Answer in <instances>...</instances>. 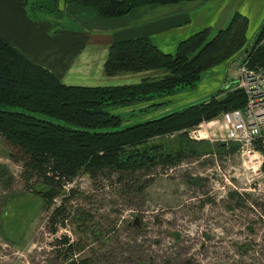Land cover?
<instances>
[{
  "label": "rangeland",
  "instance_id": "1",
  "mask_svg": "<svg viewBox=\"0 0 264 264\" xmlns=\"http://www.w3.org/2000/svg\"><path fill=\"white\" fill-rule=\"evenodd\" d=\"M28 1L31 7L43 0ZM218 1L225 11L223 19L237 11L248 16L253 35L264 22V0H209L208 9ZM185 3L194 7L201 1ZM30 12L56 17L54 11ZM214 35L215 29L208 40ZM241 53L232 58L239 59ZM227 63L206 71L192 92L169 97L170 105L160 113L232 92L225 85L236 66L234 62L229 68ZM179 134L155 138L148 145L164 144L176 152ZM7 154L0 139V264H264V169L259 173L253 171L256 166L247 169L253 164L237 153L233 143L224 142L210 154L187 156L168 168L131 175L109 170L94 176L81 173L65 189L66 217L63 226L60 217L54 219L55 234L50 233L48 218L64 196L50 205L41 193L26 191L21 166ZM63 239L72 253L67 246L60 247Z\"/></svg>",
  "mask_w": 264,
  "mask_h": 264
},
{
  "label": "trees",
  "instance_id": "2",
  "mask_svg": "<svg viewBox=\"0 0 264 264\" xmlns=\"http://www.w3.org/2000/svg\"><path fill=\"white\" fill-rule=\"evenodd\" d=\"M182 1L190 0H64L90 8L104 19L124 17L139 7L172 6ZM248 30V18L234 12L227 27L211 40L210 29H204L181 41L174 56L160 52L146 37L113 42L103 65L104 76L155 70L167 74L144 77L137 84L107 87L67 86L0 37V139L8 150L7 157L21 166L26 191L41 193L50 205L64 196L48 218L50 233H56L52 227L55 218L60 217L63 226L68 200L65 189L81 173L94 176L109 170L131 175L172 167L187 156L210 154L215 147L224 146L191 142L183 134L178 136L180 149L176 152L164 144L148 143L242 107L243 93L224 89L229 93L221 99H215L218 92L207 101L160 113L170 105L169 97L195 90L206 71L227 63L236 52L247 54L249 68L264 70V22L249 46ZM122 110L127 112L120 114ZM138 116L146 118L127 123ZM149 182L138 191L141 193ZM58 243L72 253L67 239Z\"/></svg>",
  "mask_w": 264,
  "mask_h": 264
},
{
  "label": "crops",
  "instance_id": "3",
  "mask_svg": "<svg viewBox=\"0 0 264 264\" xmlns=\"http://www.w3.org/2000/svg\"><path fill=\"white\" fill-rule=\"evenodd\" d=\"M56 1V5L49 0L35 1L29 7V1L0 0V37L67 86L91 82L100 87L121 86L137 84L149 74L161 76L162 72L154 71L104 76L109 47L113 42L146 37L160 52L174 56L181 41L204 29H215L216 34L227 27L233 15L223 19L220 1L208 9L209 0H198L201 3L194 7H187L185 1L172 6H144L124 17L104 19L90 8ZM30 10L41 14L54 11L56 17H37ZM248 20L250 39L253 30L250 32Z\"/></svg>",
  "mask_w": 264,
  "mask_h": 264
},
{
  "label": "built area",
  "instance_id": "4",
  "mask_svg": "<svg viewBox=\"0 0 264 264\" xmlns=\"http://www.w3.org/2000/svg\"><path fill=\"white\" fill-rule=\"evenodd\" d=\"M238 58L227 63L231 68L235 62L236 71L225 89L231 87L243 92L245 103L242 108L222 112L213 120L203 121L184 132L194 141L236 144L237 153L253 164L247 169L256 166L253 171L259 173L264 166V70L250 69L247 54L241 53Z\"/></svg>",
  "mask_w": 264,
  "mask_h": 264
},
{
  "label": "bare ground",
  "instance_id": "5",
  "mask_svg": "<svg viewBox=\"0 0 264 264\" xmlns=\"http://www.w3.org/2000/svg\"><path fill=\"white\" fill-rule=\"evenodd\" d=\"M250 69H251V68H250ZM241 92H242V91H241ZM242 93H243V92H242ZM243 95H244V94H243ZM244 96H245V95H244ZM244 103H245V102H244ZM243 105H244V104H243ZM243 105H242V106H243ZM241 108H242V107H241ZM236 109H238V108H236ZM232 110H233V109H232ZM224 112H225V111H224ZM220 114H221V113H220ZM220 114H219V115H220ZM219 115H218V116H219ZM218 116H216V117H218ZM216 117H215V118H216ZM213 119H214V118H213ZM213 119H211V120H213ZM211 120H208V121H211ZM203 121H206V120H203ZM203 121H201V122H203ZM201 122H200V123H201ZM200 123H199V124H200ZM199 124H198V125H199ZM196 126H197V125H196ZM196 126H194V127H196ZM194 127H193V128H194ZM190 129H192V128H190ZM185 130H189V129H185ZM181 134H185V135L187 136V134L184 132V130L181 131ZM173 135H174V134H173ZM187 137H188V136H187ZM193 141H194V140H193ZM201 141H209V140H201ZM198 142H199V141H198ZM209 142H211V141H209ZM214 143H216V142H214ZM221 143L224 144V142H221ZM219 144H220V142H219ZM233 144H234V143H233ZM235 145H236V144H235ZM236 147H237V145H236ZM262 169H264V166H263Z\"/></svg>",
  "mask_w": 264,
  "mask_h": 264
}]
</instances>
